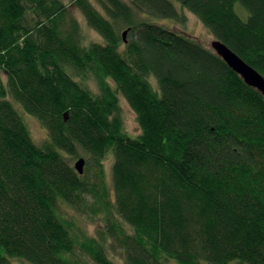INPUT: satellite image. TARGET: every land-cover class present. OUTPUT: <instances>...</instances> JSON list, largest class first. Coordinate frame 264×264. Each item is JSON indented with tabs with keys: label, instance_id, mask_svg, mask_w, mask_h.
Returning a JSON list of instances; mask_svg holds the SVG:
<instances>
[{
	"label": "trees",
	"instance_id": "obj_1",
	"mask_svg": "<svg viewBox=\"0 0 264 264\" xmlns=\"http://www.w3.org/2000/svg\"><path fill=\"white\" fill-rule=\"evenodd\" d=\"M71 1L103 42L63 0H0V264H264V95L151 21L187 9L264 76V0Z\"/></svg>",
	"mask_w": 264,
	"mask_h": 264
},
{
	"label": "rangeland",
	"instance_id": "obj_2",
	"mask_svg": "<svg viewBox=\"0 0 264 264\" xmlns=\"http://www.w3.org/2000/svg\"><path fill=\"white\" fill-rule=\"evenodd\" d=\"M63 1L67 6H69L71 16L76 18L80 23L83 33L84 44L88 45L91 42H103V39L98 34V32H96V30H94L88 25L80 9H78L77 6L73 4L71 0H63ZM122 1L130 2V0H122ZM90 2L97 9L101 10V7L98 4V0H90ZM176 4L177 7L180 8V5L177 2ZM183 13L186 16V21L184 23L176 22L170 19L168 20V19H158V18H151V21L160 24L170 25L174 29L187 34L189 37L199 41L201 44L211 49V43L214 40V37L211 35L209 30L204 26L203 22L196 15H194L192 12H190L187 9L183 10ZM125 31L128 30L125 29L122 31V33H124ZM91 87L93 88V90H96L95 84H92ZM120 105H121V114L126 131L130 135L133 136L138 135L140 133V128L136 120V115L132 110V108L130 107V105L128 104V102L121 96H120ZM15 106L20 111V108L16 104ZM25 120L27 122L31 136L35 141V143H37L38 145L43 144L47 138L46 130L41 126V124L35 118L31 116H26ZM79 158L74 159L72 161V164L74 165ZM112 162H113L112 155H109L104 162L105 171L109 177L111 176ZM66 213L69 217H74V218H77L79 216L82 218L85 217L84 212H80L72 208H68ZM79 220H81V218H79ZM84 226H86V223H84ZM86 227L89 233L94 234L95 231L94 226L88 225ZM112 256L116 264H126L124 258L120 254L118 255L115 254ZM12 262L13 264H29L28 262L17 259H13ZM172 264H176V263L173 262Z\"/></svg>",
	"mask_w": 264,
	"mask_h": 264
},
{
	"label": "water",
	"instance_id": "obj_3",
	"mask_svg": "<svg viewBox=\"0 0 264 264\" xmlns=\"http://www.w3.org/2000/svg\"><path fill=\"white\" fill-rule=\"evenodd\" d=\"M127 31L124 32L125 38ZM211 49L220 56L227 65L237 73L247 85L255 88L264 95V76L255 68L245 62L237 53L229 48L225 43L218 39H214L211 43ZM86 166L85 158H79L74 164L75 169L80 175L84 174Z\"/></svg>",
	"mask_w": 264,
	"mask_h": 264
}]
</instances>
